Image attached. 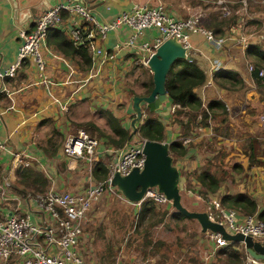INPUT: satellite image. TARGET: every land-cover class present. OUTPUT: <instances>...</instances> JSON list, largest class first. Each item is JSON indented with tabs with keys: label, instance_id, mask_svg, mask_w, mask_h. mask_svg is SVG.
<instances>
[{
	"label": "crops",
	"instance_id": "obj_1",
	"mask_svg": "<svg viewBox=\"0 0 264 264\" xmlns=\"http://www.w3.org/2000/svg\"><path fill=\"white\" fill-rule=\"evenodd\" d=\"M59 1L0 0L1 72L16 59L21 44L20 31L31 30L36 19ZM74 1L89 7L97 20L101 22L114 19L119 13L131 9L135 4H147L151 7L161 5L171 15L181 18L188 17L194 9L200 8L195 6L198 5L204 10L201 14L203 19L205 16L209 17L213 9L218 7L215 4L217 0ZM225 1L231 6V13L237 15L239 19L234 28H231L230 38L225 41L221 49L211 48L202 33L190 35L192 45L190 54L204 70L207 81L211 79V84H205L199 90L203 104L209 100L221 99L227 111L226 115L217 116L210 122L214 127H226L228 136L214 133L211 139L207 128L197 127L198 132L185 140V143L191 141L192 145L184 156L178 157L174 162L180 172L179 182L183 179V173L187 180L201 188L203 187L191 177L204 164V153L199 150L198 142L216 140L229 143L231 140L232 143L235 140L232 135L235 126L243 129L245 132L243 134H249L250 136L246 135L248 137L262 139L259 115L264 112V96L254 84L249 75L250 71L246 68L245 60L249 56L245 54V48L249 44H257L264 50V45L260 44L264 41L254 37L256 34L254 31L260 27L264 29V0ZM63 14L62 24L54 29H60L69 36L73 21L67 13ZM129 34L130 30L126 26L108 31L105 38H99L97 34H94L91 43L94 48V50L91 49L93 64L87 69L81 66L83 63L79 58L63 55L45 39L42 53L45 60L44 76L47 82L41 83V76L32 57L24 60L14 76L0 78V142L3 145L0 149V217L18 211L27 215L35 224L43 226L48 222V217L38 208L34 197L41 192L27 189L18 192V189H21V185L17 182L20 168L29 167L42 172L48 182L45 192L49 190L77 191L89 185L90 182L97 181L86 163L64 155L63 143L68 135L76 133L87 122L94 123L106 134L111 133L103 115L107 120L111 114L120 121V124L130 128L129 122L133 117L131 97L134 94H144V92L141 94L144 81L140 85V90H135L132 82L137 78L135 77L132 82L131 78L142 72L147 73V77L150 78L152 73L147 65L138 60L136 52L121 50L113 59H106L103 55L93 53L98 47L109 51L118 40L125 39ZM248 34L250 36L245 43L241 42V36ZM158 35V30L151 27L144 30L141 39L152 41ZM258 37L264 40V33ZM213 59H219L223 69L238 73L241 82L236 85H240L239 88L228 84L225 88L219 89L215 85L213 81L215 71H210ZM172 107L169 100L155 113L164 124L163 135L166 142L178 138L181 132L180 128L177 125L173 127L171 122ZM255 131H258L257 135L254 134ZM96 134L102 137L99 133ZM206 138L208 140H204ZM98 140V160H106L105 153H110L113 147L104 144V137ZM206 159L210 160L211 157L207 156ZM230 174L240 177L239 181L223 182L215 194H208L209 199H219L222 193L245 192L252 196L258 208L262 209L264 207V155L241 154L231 166ZM129 204L138 206V203ZM206 233L209 235L208 231ZM206 233L202 232V234ZM133 241L135 242L136 239ZM211 244L212 252L214 242L212 241ZM115 247L120 248L119 245ZM108 248L113 250L111 246ZM121 252L120 249L119 253ZM160 261H162L161 258L155 262L158 264ZM116 262V257L110 252L104 254L96 264H115Z\"/></svg>",
	"mask_w": 264,
	"mask_h": 264
},
{
	"label": "built area",
	"instance_id": "obj_2",
	"mask_svg": "<svg viewBox=\"0 0 264 264\" xmlns=\"http://www.w3.org/2000/svg\"><path fill=\"white\" fill-rule=\"evenodd\" d=\"M223 16L229 11L223 0H217ZM63 13L71 16L73 26L70 29L69 38L74 44L87 43L88 48H93L92 40L97 34L99 38H105L110 30H117L126 26L130 34L123 40H118L109 50L98 47L93 51L96 55L113 59L121 50L133 51L138 55V60L147 65L149 56L167 38L175 37L191 53L192 45L190 35L202 33L211 48L221 49L229 36L216 37L210 30L200 25L199 13H191L186 18L171 15L161 5L151 7L147 4H135L131 9L122 11L114 19L106 22L98 21L91 9L74 0H60L54 6L45 10L35 21L31 30H21V44L16 59L6 70L0 71V78L14 76L24 60L32 57L41 83L45 79V60L42 53L47 30L62 24ZM156 28L159 35L152 41H142L144 30ZM234 27L232 26V29ZM250 35H242L240 41L245 43ZM222 63L219 59H213L210 71H219ZM251 72L253 64L247 65ZM258 75H264V69L258 70ZM211 84L209 79L206 85ZM175 106L171 108V111ZM259 125L264 139V112L259 115ZM146 139L136 138V143L125 144L122 148L113 149L109 161V174L103 181L93 182L77 191L57 192L53 190L34 195L38 208L48 217V222L43 226L30 221L27 215L13 211L0 217V264H86L77 251L79 238L83 226L87 220V214L93 203H96L103 194H114L127 203L129 202L121 192L111 184L113 174L118 171L121 175L128 174L132 169H142L144 165L143 142ZM99 140L94 135L81 128L76 133L68 135L63 143V153L69 158L82 160L92 170L98 160ZM3 147L0 142V149ZM153 198L160 203H170L162 193L155 188L145 193L146 198ZM210 209L207 211L213 221L221 223L227 232L250 235L264 243V220L256 214L243 215L235 209L224 208L218 198L209 200ZM140 204V203H138ZM214 242V249L227 245L220 234L208 232ZM244 264H264L263 259H256L249 255L245 249Z\"/></svg>",
	"mask_w": 264,
	"mask_h": 264
},
{
	"label": "trees",
	"instance_id": "obj_3",
	"mask_svg": "<svg viewBox=\"0 0 264 264\" xmlns=\"http://www.w3.org/2000/svg\"><path fill=\"white\" fill-rule=\"evenodd\" d=\"M238 19L237 15L232 13L229 16H223L221 12H213L200 25L210 30L216 37H224L230 35L231 28L237 23ZM45 39L50 44L52 43L63 55L79 58L83 63L81 65L84 66L83 68L87 69L93 64L92 52L86 42L74 44L64 31L54 28L47 30ZM245 54L255 60L254 69L249 75L256 87L259 88V91L264 93V75H258V70L260 68L264 69V50L257 44H249L245 48ZM213 81L219 89L225 88L228 84L234 86L236 83L239 84L241 82L236 71L223 69V67L213 73ZM206 83L207 76L195 58L191 61L186 59L177 60L167 75L166 90L169 100L175 106L171 115V122L181 130L179 137L169 142V152L173 156V161H175L176 157L186 154L192 143H190L191 141L185 143V140L187 137H193L198 132L196 130L198 129L197 127L207 128L210 131L209 136H211V139L214 133L222 134L224 137L228 136L226 127L218 128L211 125L210 121L212 119L217 118V116L221 117L223 114L226 115L227 111L225 103L221 99L209 100L203 104L199 90ZM142 84L145 89L144 95L148 94L153 86L152 77ZM145 113L142 122L138 123V134L136 137L164 141V124L161 119L155 114L156 112L149 113L146 109ZM108 124L111 132L109 134L100 131L92 122H87L81 127L98 139L104 137V144L111 145L113 149L122 148L126 144L130 128L120 124V121L111 114L108 117ZM96 133H99L102 137H99ZM201 143H203V140L200 143L198 142L197 145ZM256 144H258L257 141L252 139L246 154L252 155ZM111 156V153L106 152L104 157H107V159L97 160L93 165L91 172L97 181H103L107 178ZM207 161L211 164V159L206 160L191 177L204 188L207 194L212 195L219 190L224 180L209 168ZM18 175L19 179L17 182L21 185V189H18V192L27 189L42 193L48 187L46 177L39 170L23 167L18 170ZM219 201L224 208L235 209L243 215L256 214L258 218L264 220V207L259 209L256 200L245 192L222 193ZM168 205L172 207L170 203ZM158 208V202L148 197L140 203L138 211L134 215L131 227L137 238L140 235L142 237V240L137 244V249L140 253L147 254V252H158L160 250L159 242L149 237L150 231L156 223L162 222L168 216L170 220L186 218L173 207V211L166 207L160 212H158ZM140 226L143 227L142 230H139ZM133 240L135 239L130 240L128 238L127 246H131ZM215 255L216 259L222 258L220 259L222 261L220 264H241L243 258H245L243 245L235 242H229L227 245L217 248ZM167 258L166 251L162 253L161 260L166 262Z\"/></svg>",
	"mask_w": 264,
	"mask_h": 264
},
{
	"label": "rangeland",
	"instance_id": "obj_4",
	"mask_svg": "<svg viewBox=\"0 0 264 264\" xmlns=\"http://www.w3.org/2000/svg\"><path fill=\"white\" fill-rule=\"evenodd\" d=\"M223 2L229 11V14H227L229 16L231 14V6L226 4L225 0H223ZM215 4L218 5V7L214 8L213 12H221L219 4L217 2ZM195 6L200 8L194 9L192 12L200 14L199 23L202 24L206 19V16L203 19L201 15L204 10H202L201 6ZM254 32H256L254 37L258 38L260 41H264L258 37V35L264 33L263 28L260 27ZM260 44L264 45V42H260ZM249 58L251 60H249ZM252 59V57L246 58V68L248 64L254 65V59ZM146 74L147 73L142 72L132 76L131 82L135 77L137 78L132 82V87L135 90H140L142 81L149 79ZM234 86L237 88L240 87V85ZM143 92L144 89H141V94H143ZM145 111L146 108H144V114H146ZM103 117L107 122L106 125L109 126L108 119L106 120L105 115H103ZM86 132L91 134L87 130ZM243 132V129L235 126L232 130V135L235 140L232 141V143L231 140H229V143L215 140L212 142L204 141L199 145V150H202L205 157L203 162L207 160V156L211 157V164L207 161V163H209V168L219 177L221 176L224 180L223 182L229 180L232 181V183L235 180L239 181L240 177H235L234 175L233 177L230 174L231 166L235 163V159H238L241 154L247 155L246 151L248 150L252 138L258 143L256 146L254 145L252 155H264V139L262 140L261 138L252 136L251 138L248 137L250 136L249 134H243ZM257 132L258 131H255L254 134L257 135ZM204 140H208V138ZM102 147H105V145H102ZM177 158L178 157L175 158L173 163L176 162ZM182 176L184 180L182 179V181L179 182V189L183 206L193 211L207 212L210 209L213 212L214 209L209 207L210 197L204 188L187 180L183 173ZM137 205L138 206L129 204L114 194H103L96 203H93L87 214V220L84 223L83 231L76 248L86 264H96L104 254L110 252L117 259L115 264H156L155 261H158L162 253L166 251L168 255L166 262L160 261L158 264H220L222 262L220 260L222 258L216 259L215 251H210L212 249L210 236L207 233L202 234L199 223L194 219L188 218L170 220L168 216L162 222L156 223L152 227L149 237L159 242L160 250L147 254L140 253L137 249V244L142 240V237L140 235L137 238V235L133 232L131 227L134 215H136L135 211L137 212L139 208V204ZM167 205L168 203L158 202V212L163 211V208L166 209V207H168L170 211L173 209L170 205ZM142 228L143 227L140 226L139 230H142ZM128 238H130V240L136 239V241H133L131 246H127L128 241L126 239ZM115 245H119L120 248L117 249ZM109 246L113 248L112 251L109 250ZM120 249L122 251L121 253H119ZM241 264H244V258Z\"/></svg>",
	"mask_w": 264,
	"mask_h": 264
},
{
	"label": "water",
	"instance_id": "obj_5",
	"mask_svg": "<svg viewBox=\"0 0 264 264\" xmlns=\"http://www.w3.org/2000/svg\"><path fill=\"white\" fill-rule=\"evenodd\" d=\"M179 59L193 60V56L186 52L183 45L175 38L165 39L147 60V67L152 73V89L148 94H134L131 97L130 132L126 143H136L138 123L144 117V108L148 112H156L162 109L169 101L166 90V78L172 65ZM145 156L142 169L134 168L128 174L121 175L116 171L111 184L131 203H141L145 199V193L155 188L162 193L172 207L181 212L184 217L196 220L204 233L214 232L228 242L241 243L245 251L256 259L264 258V243L250 235L241 233L231 234L224 226L210 219L206 211H193L183 206L179 189L180 172L173 163L169 152V142L146 139L143 142Z\"/></svg>",
	"mask_w": 264,
	"mask_h": 264
}]
</instances>
